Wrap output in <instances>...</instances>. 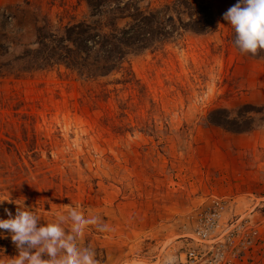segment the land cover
I'll use <instances>...</instances> for the list:
<instances>
[{"label":"rangeland","instance_id":"rangeland-1","mask_svg":"<svg viewBox=\"0 0 264 264\" xmlns=\"http://www.w3.org/2000/svg\"><path fill=\"white\" fill-rule=\"evenodd\" d=\"M205 1L217 30L129 55L110 75L82 78L63 64L5 71L0 198L24 201L40 224L75 204L98 216L107 230L89 225L80 242L97 264L178 263L191 247L212 264H264V123L233 132L209 120L215 108L264 105V58L230 39L223 14L237 0ZM86 9L81 0H0L4 60L35 40L37 15L56 30ZM4 12L16 17L7 28ZM216 200L217 225L198 243L192 235ZM17 207L4 201L0 217ZM18 251L10 234L0 236V260Z\"/></svg>","mask_w":264,"mask_h":264},{"label":"trees","instance_id":"trees-1","mask_svg":"<svg viewBox=\"0 0 264 264\" xmlns=\"http://www.w3.org/2000/svg\"><path fill=\"white\" fill-rule=\"evenodd\" d=\"M81 1L87 6L83 17L56 30L47 15H37L35 40L23 45L13 60L5 61L0 52V76L5 71L18 73L63 64L82 78L96 79L122 68L129 55L159 49L185 33L209 34L218 27L214 10L205 0ZM25 3L32 5V0ZM6 12L3 18L7 28L16 17ZM230 39L238 48L233 28ZM1 41L0 51H7L8 46ZM252 56L264 58V50ZM16 61L22 66L13 65ZM209 120L233 132L251 131L264 123V105L215 108L209 113Z\"/></svg>","mask_w":264,"mask_h":264},{"label":"clouds","instance_id":"clouds-1","mask_svg":"<svg viewBox=\"0 0 264 264\" xmlns=\"http://www.w3.org/2000/svg\"><path fill=\"white\" fill-rule=\"evenodd\" d=\"M223 19L234 29L235 44L241 52L257 55L264 50V0H237L223 14ZM4 201L14 202L18 207L15 215L5 208L7 218L0 217V236L10 234L19 251L7 261L0 260V264H97L94 252L81 247L80 242L89 225L107 230L108 226L98 216L86 218L81 215L79 204H75L69 206L67 215L57 212L54 222L40 224V215L24 201L0 198V204ZM165 264H175V257H168Z\"/></svg>","mask_w":264,"mask_h":264},{"label":"built area","instance_id":"built-area-1","mask_svg":"<svg viewBox=\"0 0 264 264\" xmlns=\"http://www.w3.org/2000/svg\"><path fill=\"white\" fill-rule=\"evenodd\" d=\"M216 207L214 212H211L207 215L206 220H204L200 226L198 231L192 235L193 239L198 243H203L208 241L209 236L211 235L214 227L217 225V221L219 218V208L221 207V201L216 200ZM230 234L234 232V230H227ZM204 254H201V251L197 250L195 247L189 248L184 252L180 262L175 264H212V262L206 258H204Z\"/></svg>","mask_w":264,"mask_h":264}]
</instances>
